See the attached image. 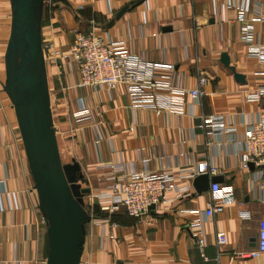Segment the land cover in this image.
<instances>
[{
  "label": "crops",
  "instance_id": "obj_1",
  "mask_svg": "<svg viewBox=\"0 0 264 264\" xmlns=\"http://www.w3.org/2000/svg\"><path fill=\"white\" fill-rule=\"evenodd\" d=\"M45 1H35V19L27 26L40 33L66 214L84 227L76 264H264V253L244 255L256 247L264 217V167L260 177L259 168L243 163L233 134L212 136L203 126L204 116L224 114L242 132L246 120L264 115V97L245 101L247 92L264 84V61L251 57L242 39L243 27L252 25L256 44H264V17L258 19L264 0H250L243 21L236 19L237 7H227L229 1L239 5L242 0H113V13L106 0H56L51 11ZM14 4L0 0V264H48V219L32 183L10 89L17 42ZM127 5L130 9L109 26ZM92 31L124 42L134 55L174 64L175 84L195 88L206 77L204 94L199 99L187 95L181 114H157L135 108L124 83L112 89L80 86L79 65L68 55L76 37ZM224 52L229 66L222 61ZM232 67L246 80L239 81ZM83 104L95 121L77 127L73 113ZM140 150L148 164L140 160ZM206 159L218 167L222 187L231 188L224 209L207 218L210 189L198 193L195 178L189 177ZM119 163L136 171L170 169L174 183L190 186L192 194L178 197L171 190V202L140 217L129 216L124 206L111 212L97 195L111 190L113 166ZM8 193L18 208H9ZM106 218L105 224L96 222ZM202 220L207 232L203 250L194 238L199 232L194 224ZM217 232L227 234L225 245L218 244Z\"/></svg>",
  "mask_w": 264,
  "mask_h": 264
},
{
  "label": "built area",
  "instance_id": "obj_2",
  "mask_svg": "<svg viewBox=\"0 0 264 264\" xmlns=\"http://www.w3.org/2000/svg\"><path fill=\"white\" fill-rule=\"evenodd\" d=\"M110 13L115 11L113 0H106ZM229 1L227 7L238 8L236 19L243 21L250 9V0H242L238 5ZM222 14L225 11L222 8ZM264 17L260 15L258 19ZM242 39L249 47V55L260 61H264V44H256V35L252 25H245L242 29ZM70 58L79 65V85L93 87L95 89H112L119 83L127 86L129 96L135 108L148 107L153 112L159 113H183L187 106L186 96L199 99L204 94L202 85L206 77H201L199 85L195 88H187L173 83L175 65L166 61L152 62L140 56L132 54L122 41L107 40L95 31L89 34L81 33L71 45ZM264 97V84L256 90L249 91L245 95L248 103L260 102ZM203 126L209 135L229 132L233 134V144L241 154L245 166L254 164L259 168V175L263 174L264 167V115L246 120L242 132L232 125L230 118L224 114L204 116ZM73 120L77 127L88 122H94V115L85 104L73 113ZM212 138L208 145H212ZM140 160L148 164L150 159L144 157L143 151H139ZM192 178L200 174L210 176L218 173V167L209 159L197 163L192 169ZM110 179L113 180L109 192L99 193L97 198L104 209L111 212L117 211L124 206L129 216L140 217L151 211L165 206L173 200L169 196L171 190L177 192V196L187 197L191 195V187H180L175 184V176L170 169L161 168L159 171H136L128 170L123 163L115 164ZM1 182H4L2 180ZM211 200L203 213L205 217L214 215L224 209V204L231 196V188L222 187L219 182L210 185ZM9 194V193H8ZM10 209L18 208L14 195L9 194ZM155 205V208H151ZM3 210L4 206L0 205ZM247 214V213H246ZM205 218V219H206ZM109 219H98L97 223H106ZM194 227L199 232L194 234L198 246L203 250L206 246L205 220L195 223ZM219 245H225L228 241L225 232L216 233ZM264 253V217L259 222L256 247L244 255L257 257Z\"/></svg>",
  "mask_w": 264,
  "mask_h": 264
},
{
  "label": "water",
  "instance_id": "obj_3",
  "mask_svg": "<svg viewBox=\"0 0 264 264\" xmlns=\"http://www.w3.org/2000/svg\"><path fill=\"white\" fill-rule=\"evenodd\" d=\"M37 0H18L14 8L16 15V46L14 50V67H12L10 89L14 93L12 98L16 104L21 128L26 129L31 135L29 139L36 137L39 148L28 142L27 152L33 173L35 171L36 181L44 182L48 197L58 199L61 211L58 213H49L47 216L48 226L50 229L51 250L48 264H76L79 249L80 231L84 232L83 225L75 217H69L66 214V204L64 201L65 181L59 172L58 165L55 162L57 145L55 139V130L53 128L52 115L49 108L48 85L45 72L41 69L45 65L44 56L41 48V38L38 28L33 29L27 26L30 20L35 19V9L33 5ZM135 4V1L132 2ZM130 5L120 9L109 26L113 25L116 20L120 19L128 10ZM170 30V29H168ZM18 46V47H17ZM26 47V48H25ZM20 48L26 49V58L22 59L20 66L18 61ZM222 61L225 65H230V57L222 53ZM13 66V65H12ZM234 75L239 81H245L246 77L242 73L236 72ZM26 99V103H25ZM42 111L44 115L43 124L46 130L36 129L37 121L34 117L35 112ZM25 131V132H26ZM39 149L46 155V158L38 157L36 149ZM52 164L43 167L46 162ZM254 168V164L250 163ZM221 180L220 175L210 176L209 174H200L193 180V186L198 193L208 191L212 183ZM41 186V185H40ZM59 208V209H60ZM151 208H155L152 205ZM47 210V206L43 207ZM45 214H47V211Z\"/></svg>",
  "mask_w": 264,
  "mask_h": 264
},
{
  "label": "rangeland",
  "instance_id": "obj_4",
  "mask_svg": "<svg viewBox=\"0 0 264 264\" xmlns=\"http://www.w3.org/2000/svg\"><path fill=\"white\" fill-rule=\"evenodd\" d=\"M15 3H18V0H15ZM55 3H56V0H46L45 1V7H46L47 11H51L52 9H54L55 5H56ZM24 58H26V49L20 48L18 61L21 62L22 59H24ZM26 102L27 101L25 99V103ZM33 112H35L34 117L37 121L36 129H42L45 131L46 128L44 127V124H43L44 115L42 114V111H33ZM20 128H21V126H20ZM20 131H21V137H22L23 145H24V148L26 150L28 164H30L29 172L31 171L32 183L34 185V188H37V190H38L39 203H40L42 209L44 206H47V210H42V211L43 212L47 211V214H45L46 212H44V214L47 216L49 213H53V214L56 212L58 213L59 211H61V208L58 205L59 202H61V201L58 199H54L53 197H51V198L48 197L47 190H46V187L44 185V182L42 181V178L40 179V181H36V177H35L36 173H35V171L33 173V167L31 165L29 155L27 152V147H28L29 141H31V145H35L38 148H39V145H38L39 143L36 142V137L33 139L32 138L29 139V136L31 137V135L28 134L26 129H24L23 127L21 128ZM38 148L36 149L37 156L45 159L46 155L44 153H42V151L39 150ZM51 164H52V161H50V163L46 162V164L43 167L44 168L48 167Z\"/></svg>",
  "mask_w": 264,
  "mask_h": 264
}]
</instances>
